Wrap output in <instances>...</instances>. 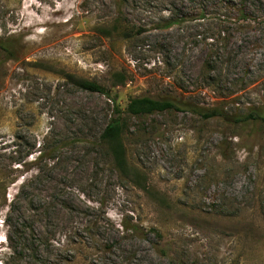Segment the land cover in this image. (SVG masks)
<instances>
[{
	"label": "rangeland",
	"instance_id": "374dc122",
	"mask_svg": "<svg viewBox=\"0 0 264 264\" xmlns=\"http://www.w3.org/2000/svg\"><path fill=\"white\" fill-rule=\"evenodd\" d=\"M7 36L0 264H26L2 224L13 208L36 264H264V122L124 114L127 176L100 139L113 96L264 109V0H0Z\"/></svg>",
	"mask_w": 264,
	"mask_h": 264
},
{
	"label": "trees",
	"instance_id": "16d2710c",
	"mask_svg": "<svg viewBox=\"0 0 264 264\" xmlns=\"http://www.w3.org/2000/svg\"><path fill=\"white\" fill-rule=\"evenodd\" d=\"M13 51L12 36L0 38V68L5 64V62L13 60ZM73 81L78 88L84 91L100 93L106 97H110V93L95 82L76 78ZM112 100L115 103V114L109 120V123L103 130L100 139L102 141H106L109 151L114 157L118 171L124 176H127L130 171V168L128 167L129 165L125 160L124 148L120 140L121 126L123 124L122 115L124 114L132 117H141L167 111H190L204 120L221 119L222 121H231L233 119L235 124H242L249 121L264 122V109L261 108H253L245 115L237 118H229L230 116L224 112L223 107L202 109L189 103L180 104L178 101L169 99H157L148 96H141L131 98L127 102L125 109L121 110L116 104L114 96ZM7 213L8 216L2 220V224L13 230V234L16 237L17 242V248H14L13 251L17 253L20 263L36 264V261L40 262V257L43 256V253L40 251V246L35 243L34 239L36 235L31 230L29 218L23 214H19L15 208L11 210L8 209ZM11 216H15V221H12ZM11 221L13 223H11ZM123 227L126 230H137V226H133V228H127L126 226Z\"/></svg>",
	"mask_w": 264,
	"mask_h": 264
}]
</instances>
